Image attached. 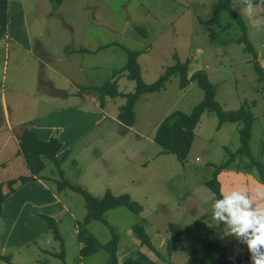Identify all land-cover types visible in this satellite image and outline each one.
<instances>
[{
    "label": "rangeland",
    "instance_id": "374dc122",
    "mask_svg": "<svg viewBox=\"0 0 264 264\" xmlns=\"http://www.w3.org/2000/svg\"><path fill=\"white\" fill-rule=\"evenodd\" d=\"M216 1L9 0L8 30L0 39V126L7 125L9 118L15 127L21 124L23 131L36 134L34 128L47 121V113L73 114L64 125L76 138H83L67 149L70 153L62 164L65 178L94 197L108 191L126 194L142 206L140 213L127 207L111 209L105 214L106 223L86 225L102 246L114 234L118 237V264L141 255L147 257L145 264H188L195 249L201 260L214 264L218 254L207 247L216 242L228 248L230 264L249 258L246 246L223 237L224 226L212 220L211 205L217 198L206 185L230 153L241 147L242 123H226L219 129L217 115L205 112L188 157L181 162L162 153L154 138L172 112L191 114L203 101L204 91L197 82L181 88L176 74L163 90L142 95L134 107L132 127L118 120L125 98H107L101 104L95 91L111 82L121 93L135 90L136 83L124 71L129 52H139L137 61L146 84L159 80L170 66L188 63L189 77L206 72L224 111L250 107L255 117L250 148L264 166V85L254 56L239 43L242 32L237 20L222 12L219 22L203 23L213 17ZM232 4L264 71V25L257 30L242 14L240 0ZM258 14L264 16V8ZM63 91L82 95L51 98ZM84 97L92 103L91 114L74 106L86 102ZM16 99L23 103L13 104ZM45 100L56 103L37 102ZM249 165L248 158L237 157L231 168L220 172L218 180L225 192L243 188L254 199L258 191L264 193L257 168ZM40 176L44 188L28 182L26 192L14 193L4 203L1 255L10 256L14 264H111L104 249L81 258L78 227L87 215L84 197L59 190L53 163ZM137 225L144 228L154 249L141 243L134 232ZM172 226L181 233L170 248ZM62 252L64 261L59 258Z\"/></svg>",
    "mask_w": 264,
    "mask_h": 264
},
{
    "label": "trees",
    "instance_id": "16d2710c",
    "mask_svg": "<svg viewBox=\"0 0 264 264\" xmlns=\"http://www.w3.org/2000/svg\"><path fill=\"white\" fill-rule=\"evenodd\" d=\"M52 1L57 4H61L63 0ZM222 12H229L230 15L237 20L242 32L239 43L245 46V51L254 56V64L259 75V82L263 83L264 85V71L259 66L256 51L248 40L247 28L244 21L233 10L232 0H217L213 6V17L209 21H205L203 23L215 24L219 22ZM8 24L9 0H0V39L6 36ZM138 29L141 31L144 37H147V32L145 30H142L141 28ZM138 57L139 52H129L128 63L124 68L128 79L136 83L135 90L131 93H121L117 89L115 82L106 83L105 85L95 89V91L100 95L102 101L101 104H105L107 98H117L119 96L125 98L126 102L120 108L118 120L124 125L132 127L135 124L136 118L134 107L142 95L156 93L163 90L170 78L176 74L180 76L181 88H186L190 82L195 81L204 91L203 101L194 107L191 114H185L181 111H174L169 116H167L158 126L154 141L161 147L162 153L173 154L179 161L184 162L186 161L191 150L195 138V130L197 129L201 117L205 112H212L217 115L219 120V129L226 123H242V127L239 130L241 137V147L235 153H230L228 161L216 169L213 178L208 180L206 185L217 199L221 198V184L218 180V175L223 170L231 168L237 157H240L241 159L248 158L250 160L251 165L249 166L257 168L259 181L264 185V166L259 160L253 157L250 148L253 124L255 120L250 107H243L237 111H224L220 103L216 101V87L210 82L206 72L197 71L189 77L188 63H177L176 65L170 66L159 80L151 84H146L143 82L141 77V68L137 61ZM19 147L20 150L18 151L17 155L24 158L26 166L31 172V176L9 181L7 184L9 187V193L7 194L3 192L4 184L0 181V222L5 201L15 193L14 185L19 181L21 182V185H25L28 182H33L37 179L44 180V178L40 176L41 172L45 170L48 163H53L55 169L57 170V174L60 177V181L57 180L59 190H72L82 195L86 202L87 215L85 217L84 223L79 224L78 227L79 241L82 244L80 250L81 258L84 259L93 255L95 252L104 249L111 255V264H118V237L114 234L113 240L102 246L101 244H98L94 237L89 234V232L86 230V225L92 221L106 223L104 218L105 214L111 209L127 207L132 212L140 213L142 206L132 201L131 198L126 194L116 196L108 191L101 198L94 197L85 189L68 181L65 178L62 164L67 158L66 156L69 155L70 150H63V145L56 136L50 138L48 141H43L40 140L34 132L25 130L19 137ZM48 220L51 219L48 218ZM50 222L53 223V220ZM172 227L174 234L170 241V248L175 247L180 237L179 234L181 233L178 228L174 226ZM134 232L143 245H147V247L154 249L153 245L151 244V239L143 227L140 225L135 226ZM207 251L218 254V261L214 264H230L229 260L227 259L228 248L223 247L219 242L210 243L207 247ZM59 258L63 261L65 260L64 252L59 254ZM248 260L249 258L245 257L237 264H245ZM0 261L4 262L5 264H14L10 256L1 255V253ZM145 261H147V257L141 255L140 258H128L124 264H145ZM43 263L46 264V262ZM188 264L207 263L201 260L198 250L195 249Z\"/></svg>",
    "mask_w": 264,
    "mask_h": 264
},
{
    "label": "clouds",
    "instance_id": "9594fccd",
    "mask_svg": "<svg viewBox=\"0 0 264 264\" xmlns=\"http://www.w3.org/2000/svg\"><path fill=\"white\" fill-rule=\"evenodd\" d=\"M241 11L246 20L257 30L264 25V0H240ZM211 205L212 220L224 226L223 237L234 238L245 245L249 253V264H264V193L257 192L254 199L246 189L236 188L225 192ZM239 251V249H237ZM231 259H234L232 257Z\"/></svg>",
    "mask_w": 264,
    "mask_h": 264
},
{
    "label": "crops",
    "instance_id": "0c3cea01",
    "mask_svg": "<svg viewBox=\"0 0 264 264\" xmlns=\"http://www.w3.org/2000/svg\"><path fill=\"white\" fill-rule=\"evenodd\" d=\"M67 92V93H66ZM58 92L55 93L51 98H59V99H68L72 95L74 96H81L82 94L79 91L70 92ZM86 102H83L81 104H76L74 106L80 107L78 110L79 112L83 113H90L93 111L91 102L89 103L87 98L84 97ZM56 100H45V101H37L38 104H54ZM23 101L17 100L13 102V104H22ZM6 104V102H5ZM69 108H72L71 106H67ZM47 121L43 122L41 121L39 126H36L34 129L36 131V134H40L39 138H43L40 140L48 141L50 138L57 136L55 133L58 130L59 140L64 144L63 150H67L71 148V146L76 145L78 141L83 138L81 135L80 137L76 138L74 135V131H67L64 124L67 122H70L71 117H73V114L69 113V115L63 116L60 112L53 114V112L46 114ZM106 119L103 118V120ZM63 123V124H61ZM25 126V125H24ZM97 126V125H96ZM95 126V127H96ZM95 127L90 128L85 134H88L90 131H92ZM24 128H22L21 124H18L17 127H15V124L11 122V120L8 118L7 125H1L0 126V181L4 184L3 186V192L5 194L9 193V187L8 182L12 180H18L22 177H30L31 172L28 170L25 160L22 156L17 155L18 151L20 149L19 147V137L22 135ZM42 135V137H41ZM18 138V139H17ZM66 148V149H64ZM40 179H37L36 181H33L30 184H35L36 188H44L43 184H40ZM26 185V184H25ZM21 185V182L19 181L14 185L15 188V194L26 192L27 186Z\"/></svg>",
    "mask_w": 264,
    "mask_h": 264
}]
</instances>
